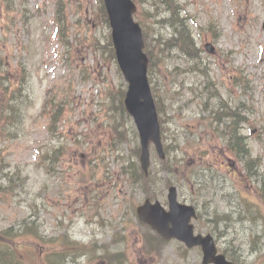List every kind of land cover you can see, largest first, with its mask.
<instances>
[{
	"label": "rangeland",
	"instance_id": "obj_1",
	"mask_svg": "<svg viewBox=\"0 0 264 264\" xmlns=\"http://www.w3.org/2000/svg\"><path fill=\"white\" fill-rule=\"evenodd\" d=\"M97 1L62 0L63 32L59 33L54 24L58 0H9L16 23L10 32L4 31V36L15 63L22 58L29 69L33 106L21 139L0 142L8 167L5 172L13 177L19 172L21 177L14 181V191L0 193V232L9 227L17 232L24 223L35 224L44 240L68 234L84 244L96 243L98 255L103 250H126L130 258L127 264H200L198 251L185 253L177 242L163 248L160 260L146 257L140 250L144 230L136 219L127 216L129 204L117 193L127 188L111 179L123 181L120 173L124 163L138 161L135 154L140 141L131 121L125 119V138L114 140L115 146L109 145L110 130L103 116L112 117V121H121V117L109 112L113 105L104 94L107 85L117 83L115 67L90 45L94 38L103 41L109 35L98 15ZM154 1L158 3H136L151 47L159 50L154 42L157 39L164 49L159 52L162 67L153 78L166 124L164 145L173 150L176 140L183 142L190 137L191 128L200 129L199 135L206 133L208 121L202 119L209 113L204 111V103L214 108L224 103L231 109L243 104V115L248 119L243 133L257 165L256 177L248 175L239 159L241 177L234 182L236 188L231 184L225 188L229 193L226 197L209 178L199 182L193 178L188 183L177 180L164 171L152 149L151 169L157 181L154 196L165 205L166 184L171 180L179 189L180 201L199 208L202 219L195 222L199 232L214 234L219 248L227 250L239 264H264V217L256 206L246 202H259L256 192L264 188V0H176L182 9L178 8L173 18L181 21L192 36V57L177 47H164L175 36L174 28L157 23L170 15H160ZM205 42L215 45V55L205 50ZM192 67L195 73H190ZM103 70L110 75H106L105 85ZM184 70L188 73H182ZM237 71L245 81L244 92L241 86H235L233 76ZM208 84L219 99L211 101L208 97ZM98 90L102 91L100 95ZM48 97L64 103L65 114L54 126H49L46 112L41 113ZM64 145L69 151L55 170H44L38 149L47 152ZM168 157H184L189 163L193 154L183 156L178 152ZM89 160H93V170H87ZM86 171L89 175L82 180ZM2 185L10 188L8 182ZM137 188L134 199L142 203L144 192ZM226 216L230 220L225 223L222 219ZM209 221H216V225ZM17 242L25 264H41L39 251L30 239L21 237Z\"/></svg>",
	"mask_w": 264,
	"mask_h": 264
},
{
	"label": "water",
	"instance_id": "obj_2",
	"mask_svg": "<svg viewBox=\"0 0 264 264\" xmlns=\"http://www.w3.org/2000/svg\"><path fill=\"white\" fill-rule=\"evenodd\" d=\"M105 5L109 14L113 28V40L119 58L120 66L124 72L126 80L130 83L126 98V108L133 116L142 142L141 165L144 171L150 164L149 144L154 142L161 157H164L160 140V128L151 90L146 77L148 60L142 53L143 38L138 25L132 20V13L135 6L131 0H105ZM174 189H171L169 196L171 202V212L166 213L157 203L152 206L149 202L139 209L140 219L158 228L157 223L170 224L175 228L169 232L167 238H178L185 241L190 247L200 244L199 238H192V227L188 225L191 209L182 207L176 203ZM185 212H188L186 214ZM183 230V231H182ZM161 231V230H160ZM206 243V242H205ZM205 247L209 261L224 263L223 258H214L215 249Z\"/></svg>",
	"mask_w": 264,
	"mask_h": 264
},
{
	"label": "trees",
	"instance_id": "obj_3",
	"mask_svg": "<svg viewBox=\"0 0 264 264\" xmlns=\"http://www.w3.org/2000/svg\"><path fill=\"white\" fill-rule=\"evenodd\" d=\"M101 11L105 15L104 7H101ZM112 53V52H111ZM113 56V55H112ZM6 62L2 56H0V69L3 67V64ZM6 66V63L5 65ZM21 71L24 73L26 69L21 65ZM25 79V76L24 78ZM7 84L3 83V88L0 87V92L5 90L6 97L10 93V98H0V136L4 134H13L14 136H10L11 138L15 139L18 137L21 132H23L24 127V116H25V109L28 107V102L30 100V95L25 94L24 91L26 90L25 85H20V81L16 80V82H19V86L11 89V86L6 87L8 84V80L6 79ZM5 97V96H4ZM123 110V108H122ZM3 119V120H2ZM2 121V122H1ZM113 132L119 136L123 137L124 134H122L119 131V127L116 125L112 126ZM241 147L245 151V147L243 142H241ZM241 150L242 152H244ZM138 170L136 169L135 165L130 164L129 165V176L136 179V173ZM1 173V170H0ZM143 180H147L146 177L143 175H140ZM26 233V232H25ZM70 238H67L68 241ZM68 249H73L75 252L85 253L86 247L85 246H74L72 243H70V247ZM50 253H53L50 251ZM52 260L54 264L58 263L59 256L57 255V252L55 251L52 255ZM65 258V257H64ZM0 264H24L23 261L16 260L12 258L11 253L9 252H3L0 251Z\"/></svg>",
	"mask_w": 264,
	"mask_h": 264
}]
</instances>
